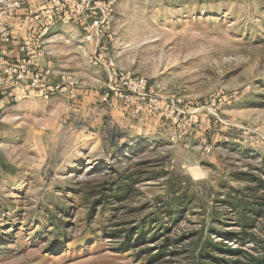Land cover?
Masks as SVG:
<instances>
[{"label":"rangeland","instance_id":"1","mask_svg":"<svg viewBox=\"0 0 264 264\" xmlns=\"http://www.w3.org/2000/svg\"><path fill=\"white\" fill-rule=\"evenodd\" d=\"M105 2L44 86L0 42V264L264 258V0Z\"/></svg>","mask_w":264,"mask_h":264},{"label":"built area","instance_id":"2","mask_svg":"<svg viewBox=\"0 0 264 264\" xmlns=\"http://www.w3.org/2000/svg\"><path fill=\"white\" fill-rule=\"evenodd\" d=\"M106 0H39L43 4L51 7L49 14L57 16L58 20L66 25L77 23L88 29L95 28L100 24V20L95 18L93 25L90 26L92 17L96 11L106 9ZM108 7L117 2V0H108ZM25 0H0V42L9 44L12 41V22L15 14L22 8ZM102 22V21H101ZM43 35L26 42L21 48V53L25 55L18 65H8L6 72L8 75H17L18 80L30 79L33 86H44L43 78L40 74L34 73L32 67L36 59L44 56ZM47 98V97H46Z\"/></svg>","mask_w":264,"mask_h":264},{"label":"crops","instance_id":"3","mask_svg":"<svg viewBox=\"0 0 264 264\" xmlns=\"http://www.w3.org/2000/svg\"><path fill=\"white\" fill-rule=\"evenodd\" d=\"M50 9V6L39 2V0H25L22 8L13 18V41L12 45H10V49H13V52L17 57L21 55L18 50L20 44L29 42L38 36L43 35L42 47L44 50V56L39 59L36 67L32 69V71H40L44 73L47 78L53 80V76L56 74L58 67L55 64V58L58 57L59 53V41L63 39L66 43L73 44L75 42L73 39L79 31L77 29L79 24H62L57 16L53 17L47 12Z\"/></svg>","mask_w":264,"mask_h":264},{"label":"trees","instance_id":"4","mask_svg":"<svg viewBox=\"0 0 264 264\" xmlns=\"http://www.w3.org/2000/svg\"><path fill=\"white\" fill-rule=\"evenodd\" d=\"M130 189H131L130 186L127 185L126 187H124V191H122V192L117 191L116 196H119L120 195L118 198H123V196H125V194H127L130 191ZM158 215H160V214H158ZM171 218H173V217H171ZM163 222H164V219H161L159 221V224H162ZM165 247H166V245L164 246V248ZM225 251H227V254H229L230 256H232L234 258V260H220V262L222 264H264V258H262L260 260L255 259L254 256L249 255L244 250H235V249H230V248H227L226 247ZM247 256L250 258V260H251L250 262H246L245 261V258ZM214 261H219V260L213 258L211 260V262L214 263Z\"/></svg>","mask_w":264,"mask_h":264}]
</instances>
